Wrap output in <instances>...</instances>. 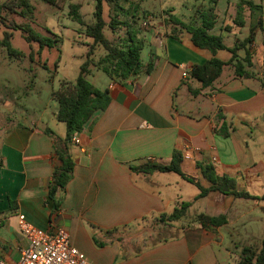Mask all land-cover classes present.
I'll list each match as a JSON object with an SVG mask.
<instances>
[{"label": "crops", "instance_id": "0c3cea01", "mask_svg": "<svg viewBox=\"0 0 264 264\" xmlns=\"http://www.w3.org/2000/svg\"><path fill=\"white\" fill-rule=\"evenodd\" d=\"M157 1L164 0H136L140 9L146 4L150 9ZM175 1L166 0L168 5L159 9L168 8V15L184 23L196 19L199 7H209L206 0ZM241 1H216L209 34L220 36L227 49L239 45L233 64H243L249 53V76L237 77L233 65L225 66L208 88L189 80L191 68L213 57L227 62L232 57L228 50L213 55L197 48L188 33L166 26L164 16L152 19L149 28H140L139 36L150 47L147 60L141 59L146 64L155 57L153 69L123 83L105 76L107 83L100 78L101 86L93 85L107 90L110 102L75 136L78 143L72 140L69 145L74 165L64 191L57 194L56 210L46 198L52 171L60 166L54 145L64 140L65 125L53 123L60 133L56 136L42 115L29 124L11 116L12 108L6 117L0 116V260L4 264H14L27 245L17 227L18 214L43 230H68L72 246L91 264H232L243 247L260 246L264 230L257 231L256 225L264 219V8L244 0L255 8L243 7L239 26L236 5ZM179 7L181 13L174 14ZM250 36L251 41L241 46ZM189 88L198 94L192 95ZM56 112L57 107L50 112L53 122ZM174 152L181 155L182 173L202 187L210 183L198 164L211 166L216 176L232 180L234 191L251 198L214 191L197 198L198 188L177 174L135 171L144 165H168ZM181 203L190 205L183 218L166 223L174 231L171 236L136 251L122 244V229L145 219L161 221V215H170ZM201 214L223 215L226 223L217 228H203L194 220L187 223V217ZM233 235L241 241L235 243Z\"/></svg>", "mask_w": 264, "mask_h": 264}, {"label": "trees", "instance_id": "16d2710c", "mask_svg": "<svg viewBox=\"0 0 264 264\" xmlns=\"http://www.w3.org/2000/svg\"><path fill=\"white\" fill-rule=\"evenodd\" d=\"M45 4L51 5L58 9L65 3L66 0H39ZM94 2V22L86 24L79 12L80 6L78 4H70L68 6V16L76 24L84 28L85 37L92 41L89 50L86 52L85 60L79 68V73L74 82H61L59 89L51 93L52 99L57 104L56 120L65 125L66 135L62 142L54 145V155L59 162V167L54 168L52 171V183L49 187L48 195L46 198L47 204L52 210H56L59 206L57 194L63 192L68 181L71 178L72 168L74 165L73 159L69 153V145L73 137L80 133L86 123L96 112H103L109 102L110 96L108 91H101L94 87L87 79L86 76L90 73L91 67L99 69L108 79L112 82L123 83L129 79H134L141 74H149L153 69V62L155 57H150L148 62L144 64L141 59V52L144 48L145 42L139 36L131 25H124L126 29V38L122 43H112L107 40L103 34V29L106 23L103 19V4H112L114 10H122L120 0H92ZM197 1V0H195ZM209 4L208 8L199 7L196 10L194 21L184 23L169 15L164 19L166 26H171L172 30L185 31L190 35V40L194 46L199 49L209 51L215 55L217 51L228 50L232 57L227 62H222L215 57L206 61L202 65L193 66L190 70L189 80L200 83L202 88L211 87L213 82L220 76L223 67L233 65L234 74L237 77L249 76L248 68L251 66L250 55L246 52L243 59V64L236 61L235 48L227 49L220 36L209 34L215 23L214 6L217 0H206ZM19 7L29 10V5L26 0L17 1ZM254 10V6L250 1H241L236 5V19L235 22L242 26V11L243 7ZM1 20V8H0ZM119 23L115 18H111L107 25L112 31L118 28ZM14 31L19 32L27 43L31 41L37 42L39 48L44 46H52L53 43H59L60 39H49L45 36L33 32L28 27L15 26ZM171 30V33H172ZM172 35V34H171ZM10 34L4 33L0 46L4 47L8 54L12 56H20V53L15 51L10 43ZM55 36V35H54ZM251 36L241 43L244 46L245 42H250ZM55 46V45H54ZM94 46H101L104 50V55L99 60L93 62L91 59ZM192 95H197L198 91H193L189 88ZM181 155L177 152L172 154L171 161L168 165H144L135 171L138 173H174L179 175L185 181L193 184L198 188L199 194L197 198H202L208 192L214 191L223 195H233L235 197L251 198L246 193H239L234 191L232 180L228 177H218L215 175L213 168L209 165L198 164L204 179L210 183V187H202L198 181L182 173L180 169ZM189 203H181L174 208L170 215H161V221L175 222L185 216V212L189 207ZM194 222H197L203 228H217L226 223L223 215L217 217H209L205 215L195 216ZM238 264H264V235L260 241L259 249H253L251 246H245L240 251Z\"/></svg>", "mask_w": 264, "mask_h": 264}, {"label": "rangeland", "instance_id": "374dc122", "mask_svg": "<svg viewBox=\"0 0 264 264\" xmlns=\"http://www.w3.org/2000/svg\"><path fill=\"white\" fill-rule=\"evenodd\" d=\"M18 0H0L1 20H0V40L4 33L10 34L9 43L11 47L20 53V56H12L8 54L4 47L0 46V116L6 117L10 108L15 110L11 113L18 122L24 121L29 124L38 116L49 121L48 127L59 136L58 130L53 123L63 125L61 122H53L50 120V112L57 107L56 102L52 99L51 93L59 89L61 82H74L79 68L85 60L86 52L92 41L85 37L84 28L73 22L68 16V6L70 4H78L79 12L86 24L94 22V2L92 0H66L60 9L51 5L40 2L39 0H26L29 10L19 7ZM179 0H176L177 2ZM238 2L239 0H230ZM264 8V0H254ZM122 10H114L112 4H103V19L106 27L103 29L105 38L112 43H122L126 38V29L124 25H131L138 33H141L140 22L143 19H161L169 17L170 10L164 8L160 10V5L166 7V0L161 4H153L150 9L143 5V9L138 8L136 0H120ZM137 6V7H136ZM182 9H174V14L178 15ZM181 13V12H180ZM183 13V11H182ZM196 14V11H195ZM194 14V15H195ZM193 17V16H192ZM111 18H115L119 23L117 29L112 31L107 25ZM15 26L28 27L33 32L45 36L49 39H60L59 43H53L52 46H44L39 48L37 42H30L26 47V41L19 32L13 30ZM248 33H246L247 35ZM55 35V36H54ZM233 36H230L232 39ZM141 52V58L147 60L150 50L148 45H144ZM31 51L30 55H25ZM101 46H94L91 59L93 62L99 60L104 55ZM90 73L86 79L94 86L100 87V78L107 83L105 75L97 68L91 67ZM106 79V80H104ZM13 91V92H12ZM18 113L17 115H15ZM244 201V200H243ZM197 208V206H196ZM185 222L190 223L195 217H187ZM167 222L159 220L145 219L136 224H132L121 230V242L132 250H138L144 246H148L161 238L171 236L174 231L166 226ZM168 224V223H167ZM256 225V224H255ZM258 229L264 230V219L260 221ZM176 232V231H175ZM231 237V236H230ZM235 243L241 240L236 235L232 236ZM254 245L253 249H259ZM235 249L232 246V250ZM232 252H235L232 251ZM239 253V251L237 252ZM234 254V253H232ZM240 253L237 257H233L232 264L239 261ZM228 264V263H227ZM238 264V262H237Z\"/></svg>", "mask_w": 264, "mask_h": 264}, {"label": "built area", "instance_id": "2783aa9c", "mask_svg": "<svg viewBox=\"0 0 264 264\" xmlns=\"http://www.w3.org/2000/svg\"><path fill=\"white\" fill-rule=\"evenodd\" d=\"M150 22L151 18L141 20V29L149 28ZM72 140L78 143L75 137ZM185 157L188 158L189 154ZM17 227L27 245L20 250L14 264H91L83 253L72 246L70 234L65 228L43 230L30 224L22 214L17 215ZM0 264H4L3 261L0 260Z\"/></svg>", "mask_w": 264, "mask_h": 264}]
</instances>
